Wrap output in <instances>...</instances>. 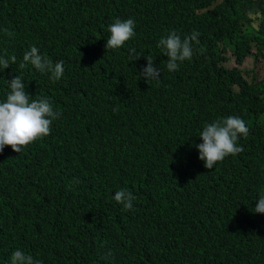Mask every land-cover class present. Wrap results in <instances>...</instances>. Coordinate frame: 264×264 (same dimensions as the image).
<instances>
[{"label":"trees","instance_id":"16d2710c","mask_svg":"<svg viewBox=\"0 0 264 264\" xmlns=\"http://www.w3.org/2000/svg\"><path fill=\"white\" fill-rule=\"evenodd\" d=\"M258 5L0 0V56L17 58L0 72V102L18 75L60 113L48 136L0 152V264L16 249L41 264H264V214L253 212L264 195V84L239 68L264 56V25L246 15ZM128 18L135 35L104 49L108 26ZM172 30L196 31L199 43L169 72L157 44ZM31 46L63 61L61 79L20 66ZM149 55L158 80L138 78ZM226 116L249 127L243 151L206 169L199 133ZM120 190L135 197L131 210L114 200Z\"/></svg>","mask_w":264,"mask_h":264},{"label":"clouds","instance_id":"9594fccd","mask_svg":"<svg viewBox=\"0 0 264 264\" xmlns=\"http://www.w3.org/2000/svg\"><path fill=\"white\" fill-rule=\"evenodd\" d=\"M246 15L252 27L259 29L264 25V9L259 5L248 9ZM107 30L110 35L104 44V49L115 50L121 48L135 35V21L131 18L116 19ZM198 36L199 33L193 31L182 38L172 30L159 40L157 47L161 48L163 55L167 57L165 67L169 72L178 70L182 62L192 59L193 43H199ZM129 56L131 61L141 58V54H137L135 49L129 50ZM143 58L147 63L138 71V78L144 81L158 80L161 69L154 67L152 56ZM16 60L15 55L0 56V72L15 64ZM29 65L41 73H49L53 81L61 79L64 74L63 61L53 63L42 55L36 46H31L23 55L20 66L24 68ZM7 84L9 92L6 100L0 102V152L8 146L13 152L20 153L26 146L48 136L53 121L60 113L53 110L49 98L33 99V95H29L26 90L22 76L14 75L7 80ZM248 134L249 127L239 116H226L205 123L198 136L202 142L195 145L198 159L203 161L206 169L210 170L226 157L241 153L243 148L237 142L240 137H247ZM114 200L123 205L124 210H131L135 197L127 190H120L115 193ZM253 212L264 214V195L258 198ZM108 255L111 256L112 253L109 252ZM10 264H41V262L16 249L11 254Z\"/></svg>","mask_w":264,"mask_h":264},{"label":"rangeland","instance_id":"374dc122","mask_svg":"<svg viewBox=\"0 0 264 264\" xmlns=\"http://www.w3.org/2000/svg\"><path fill=\"white\" fill-rule=\"evenodd\" d=\"M263 54H264V50H263ZM227 56L229 57L227 67L229 68L235 67L237 64L231 52H228ZM239 68H241L242 71L247 72L245 75L248 81H254L255 79L257 83L264 84V56L263 57L262 56L256 57L255 55L249 56L246 58L244 64ZM262 119H264V114H262Z\"/></svg>","mask_w":264,"mask_h":264}]
</instances>
